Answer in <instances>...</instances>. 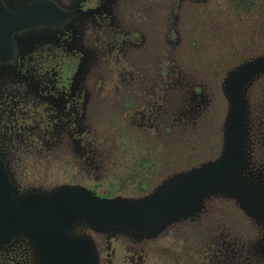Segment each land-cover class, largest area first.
Wrapping results in <instances>:
<instances>
[{
	"label": "flooded vegetation",
	"instance_id": "obj_1",
	"mask_svg": "<svg viewBox=\"0 0 264 264\" xmlns=\"http://www.w3.org/2000/svg\"><path fill=\"white\" fill-rule=\"evenodd\" d=\"M33 3L16 13L0 0V32L5 20L25 19L36 7H52L58 13L16 21L0 37V82L6 83L0 86V132L8 137L0 152V194L9 208L31 200L47 206L40 190L29 191L53 176L74 185L60 190L55 200L79 191L105 201L129 184L151 183L167 164L171 172L177 171L171 163L184 164L185 156L187 165L205 136L201 130L197 134L196 118L177 113L174 106L182 92L176 78L183 65L176 60L186 58L177 57L169 46L177 38V23L184 31L181 42L190 38L183 44L191 55L212 50L219 41L224 48L228 32L245 36L237 26L241 22L264 24V0H83L70 10L44 0ZM198 34L200 42L194 40ZM202 37L213 39L212 45ZM92 58L102 66L97 73ZM189 92L198 97L200 88ZM181 152L183 158H176ZM64 154L70 156L68 162ZM77 161L82 164L80 175ZM8 168L17 169L16 178L9 176ZM52 170L58 176L51 175ZM203 198L196 203L198 209L177 210L167 223L162 219L154 227L158 234H151L152 240L138 238L133 248L101 236L93 229L101 227L88 220L76 222V239L88 247H96L97 237L102 239V264H235L238 259L240 264L237 222L227 224L223 209L218 213L210 207V213L203 207L221 205L225 199ZM73 220L62 230L63 239ZM12 231L6 237L0 233V247L15 240L32 244L39 251L36 264H42L44 243L32 227ZM263 242L264 231L248 243Z\"/></svg>",
	"mask_w": 264,
	"mask_h": 264
},
{
	"label": "rangeland",
	"instance_id": "obj_2",
	"mask_svg": "<svg viewBox=\"0 0 264 264\" xmlns=\"http://www.w3.org/2000/svg\"><path fill=\"white\" fill-rule=\"evenodd\" d=\"M44 1H49L63 10H70L72 7H79L83 2V0ZM5 2V5L7 6L6 8L16 13L25 11L30 8L31 4H34V0H5ZM255 24L256 21H251V23L241 22L237 24L238 29L245 31V36H242L239 33L233 35L234 33L231 34L228 32L230 34V39L226 40L227 44H224V48L222 49H220L219 41L218 47L213 46L212 50L209 51L204 48L198 53L192 52L191 55V53L189 54V52H186V46L183 44L185 40L181 42L184 31L183 27H181V23H177V38L169 46L177 51L174 53L178 55L177 57H179V55L182 56L181 54H185L187 61L186 58H184L180 63L176 57L177 64L183 65L179 66L181 69L180 76H177L176 78L177 84L179 85L178 88L182 92L181 95L177 96L178 98L174 106L177 113L184 112L196 118L199 126L197 134L201 135V130V133L205 136V142L202 146H196L198 150L193 152V158L192 156L191 158H188L189 163L187 162V165L185 163L188 156L183 158V152L178 154L180 157L177 156L176 158H183L184 164H181L182 162L171 163L174 165V169H177L178 171L175 176L174 173L177 171L171 172L169 170V164H167V166H163L160 173H158V178L151 183L145 186H142V184L139 185V183L136 185L135 183L129 184L126 191L111 200L105 201L117 200L129 204L143 205L152 198L158 196L162 191L173 186L177 183L176 181L185 179L195 171L213 164L223 157L228 148V121L232 113V100L228 91L229 79L232 75L241 71L246 65L255 62L256 60L264 59V24H260L259 22L256 25ZM198 31L199 30H196V32ZM208 39H203L202 37V41L205 42V44L208 41L209 46H211L213 39ZM187 40H190V38ZM187 40L185 42L189 43ZM194 40L200 42V35L198 34L194 37ZM216 40L217 39L215 38V44ZM95 59H91V66ZM187 63H189L192 68L198 67L199 71L191 72V67L189 65L186 66ZM94 66L96 73L102 69L98 60L95 61L93 67ZM5 84L6 83L0 82L1 87L5 86ZM195 88H200L198 97L189 92L190 89L192 91V89ZM242 94L244 99V121L242 123V129L245 134L244 148L246 154H244L245 159L241 164L239 172L240 176L242 175L250 179L256 186L264 191V70L253 75V77L244 83ZM206 122L207 124L209 122L212 126H207ZM195 130L196 129H193V131ZM4 141L5 144L2 145V142ZM6 141H8V137H5V135L0 132V152L7 146ZM194 143L196 142L194 141ZM68 158L70 159V156L64 154L66 162H68ZM61 162L64 164L65 161L61 160ZM75 164L77 172L80 175L81 171L78 169L82 164L78 161L75 162ZM184 165L186 166L179 171ZM7 170L9 176L16 178L17 169L8 168ZM52 171L51 175L58 176V171ZM33 176L34 175H32V179L34 178ZM34 180L35 178L32 181ZM48 180L49 181L47 182H37V184L30 187L31 190L28 189L30 190L29 193L35 192V190H40V194L46 196L48 198L47 201L52 203L60 190L74 186L71 183L57 182V178L54 176L53 178H48ZM58 180L62 181L60 179ZM172 181L175 182L172 183ZM23 189L27 190L26 187H23ZM19 192L26 191H17L16 194ZM208 195L218 198L219 200L215 199L216 202H221L223 199H225V202H222L223 204L221 203V205L219 203H205L203 207H206L208 211L210 210V207H215L213 212L218 213L223 209V214H227V216H225L227 217L225 222L227 224L237 222L236 224L239 226L238 239L240 242L239 246L240 248L242 247L241 251L238 252L240 258L242 257L240 264H264V242L263 246H260L259 243L258 245L248 243L249 240L253 241L255 233L261 235L264 231V214L255 213L251 209H249V211L245 210L238 200L233 198V196L225 195L220 191L205 192L200 195L199 198L201 199L199 202H202L204 200L203 197ZM196 203L195 206L192 205L190 208L196 207V209H198L199 206L197 207ZM217 208H219L220 211H218ZM184 209L185 208H182V210ZM173 213L175 212H172L169 216L167 215L163 218L166 219V221H164L165 223L176 216H172ZM191 214L192 213L186 214L185 216L189 217ZM78 220L82 221L85 219L82 216L74 218L71 226L64 231L65 241L79 240V242H81V239H76L80 238V234H77L74 231L75 224ZM204 222L206 223L208 221ZM86 228V233H88V227ZM93 229H97L101 232V236H109L108 240H111L112 238L115 241L120 242L122 245L126 244L129 248L135 246L133 241L138 240V238L152 240L150 235L157 231L153 229L148 233L147 231L138 233L131 230L125 231V228L120 227H101L100 229ZM80 233L82 234L83 232ZM156 233L158 234V231ZM84 236H87V234H84L81 237L84 238ZM90 240L93 242V239ZM95 241L96 243L93 242V244L96 247L90 242H88V244L90 243L89 247L94 253L95 264H102V239L97 237ZM134 243H137V241ZM38 256L39 251L34 245L29 243L26 244L24 241L20 242L15 240L12 245L0 247V264H36ZM238 261L239 259L235 264H238ZM248 261L251 262L246 263Z\"/></svg>",
	"mask_w": 264,
	"mask_h": 264
},
{
	"label": "water",
	"instance_id": "obj_3",
	"mask_svg": "<svg viewBox=\"0 0 264 264\" xmlns=\"http://www.w3.org/2000/svg\"><path fill=\"white\" fill-rule=\"evenodd\" d=\"M27 18L5 20L0 37L7 25L34 21L42 15L57 16L54 8L36 7ZM264 70V59L246 65L232 75L228 91L232 100V113L228 121V148L215 163L191 174L187 180L177 182L143 205L125 202L99 201L82 192L75 191L63 195L47 206L35 200L19 203L9 208L3 194H0V233L6 237L12 230L22 225L32 227L44 243L42 264H95L94 253L84 242H66L62 230L70 219L84 217L99 227H120L133 232H150L165 216L177 209H188L200 201L205 192L220 191L234 199L249 211L264 214V191L250 179L240 176L244 161V99L242 87L248 79ZM240 177H239V176ZM3 191L0 188V192ZM199 198V199H198ZM187 207V208H186ZM130 232V231H129Z\"/></svg>",
	"mask_w": 264,
	"mask_h": 264
}]
</instances>
